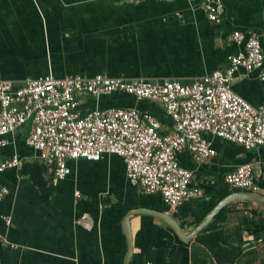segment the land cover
I'll use <instances>...</instances> for the list:
<instances>
[{"label": "crops", "instance_id": "crops-1", "mask_svg": "<svg viewBox=\"0 0 264 264\" xmlns=\"http://www.w3.org/2000/svg\"><path fill=\"white\" fill-rule=\"evenodd\" d=\"M220 1L223 11L214 22L198 1L0 0V81L19 86L27 77L47 74H101L190 82L224 70L229 57L244 49L229 39L234 31L258 34L264 55V0ZM231 88L254 106L264 103L256 70L238 68ZM78 100L81 114L136 108L151 113L161 132L172 125L159 102L124 92L81 94ZM30 127L8 133L0 147V162L13 155L21 160L20 167L0 172V184L8 188L0 202V264H123L129 213L128 264H259L264 257L263 202L229 200L187 242L155 215L164 213L184 234L192 232L221 200L246 191L224 181L244 163L252 166L255 192L264 195V146L246 149L204 134L215 155L197 160L184 149L176 156L192 172L191 185L200 194L170 207L159 193L132 185L116 154L67 159L69 174L56 178L53 165L25 143Z\"/></svg>", "mask_w": 264, "mask_h": 264}, {"label": "built area", "instance_id": "built-area-1", "mask_svg": "<svg viewBox=\"0 0 264 264\" xmlns=\"http://www.w3.org/2000/svg\"><path fill=\"white\" fill-rule=\"evenodd\" d=\"M188 1H198L211 21H219L223 11L220 0ZM229 39L243 43L244 49L229 57L224 70H213L190 82L127 80L101 74H47L27 77L19 86L0 81V147L7 144L8 133L29 123L25 143L53 165L56 178L69 174L67 159L99 160L105 153L116 154L122 157L132 185L146 193L157 192L165 204L177 207L185 199L198 196L200 190L191 185L192 172L182 167L176 156L184 149L197 160L215 155L212 142L204 134L246 149L264 146V103L254 106L231 88L238 68L256 70L264 82L260 38L253 31H234ZM116 91L159 102L172 120L171 128L161 132V123L151 113L135 108H95L80 113L79 95L97 97ZM20 166V158L13 155L0 162V172ZM224 181L237 189L254 192L258 188L249 163L238 165ZM7 193L8 188L0 184V202ZM84 218L86 215L81 216ZM5 220L10 223L9 217Z\"/></svg>", "mask_w": 264, "mask_h": 264}, {"label": "water", "instance_id": "water-1", "mask_svg": "<svg viewBox=\"0 0 264 264\" xmlns=\"http://www.w3.org/2000/svg\"><path fill=\"white\" fill-rule=\"evenodd\" d=\"M234 198L237 199H244V200H256V201H260L264 203V195L259 194L257 192H252V191H240V192H235L233 193L232 196H228L227 198L221 200L216 207L206 216V218L197 226L195 227L192 232L188 233V234H184L181 230V228L179 227L178 223L175 221V219H173L172 217L167 216L164 213H157L155 214L156 216H158L159 218H161L162 220H164V222H166L175 232L176 236L183 242H187L195 233H197L199 231V229H201L209 220L210 218L225 204L227 203L229 200H232ZM132 214L129 213L128 216ZM128 216L125 217L124 219V233L126 235V239H127V251L126 254L124 256V260H123V264H128L131 254H132V240H131V233H130V226L128 223Z\"/></svg>", "mask_w": 264, "mask_h": 264}, {"label": "trees", "instance_id": "trees-1", "mask_svg": "<svg viewBox=\"0 0 264 264\" xmlns=\"http://www.w3.org/2000/svg\"><path fill=\"white\" fill-rule=\"evenodd\" d=\"M223 210H224V209H222V210L220 211V215L223 214V213H222V212H224ZM208 227L211 228L212 225H208V226L206 227V229H207ZM215 231H216V230H213V232H215ZM197 237H198L199 239L201 238V236H200L199 234L197 235ZM203 238H204V237H203ZM257 264H258V263H257ZM259 264H264V257L260 260Z\"/></svg>", "mask_w": 264, "mask_h": 264}, {"label": "bare ground", "instance_id": "bare-ground-1", "mask_svg": "<svg viewBox=\"0 0 264 264\" xmlns=\"http://www.w3.org/2000/svg\"><path fill=\"white\" fill-rule=\"evenodd\" d=\"M136 109V108H135ZM255 192V191H254Z\"/></svg>", "mask_w": 264, "mask_h": 264}]
</instances>
